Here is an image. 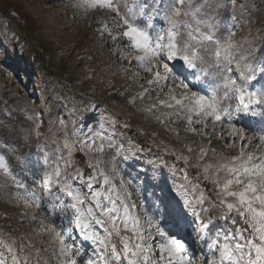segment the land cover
<instances>
[{
    "label": "snow or ice",
    "instance_id": "snow-or-ice-1",
    "mask_svg": "<svg viewBox=\"0 0 264 264\" xmlns=\"http://www.w3.org/2000/svg\"><path fill=\"white\" fill-rule=\"evenodd\" d=\"M72 6L93 13L97 35L130 82L128 103L175 137L193 138L184 151L151 141L173 158L151 163L178 178L169 191L199 252L161 228L158 209L146 204V173L126 171L152 151L127 136L130 124L109 113L89 125L95 105L88 115L73 105L54 122L44 109L5 103L0 189L15 190L9 203L19 224L32 227L0 230V264H264V127L245 122H264V48L243 42L220 15L230 9L240 19L245 0Z\"/></svg>",
    "mask_w": 264,
    "mask_h": 264
},
{
    "label": "rangeland",
    "instance_id": "rangeland-1",
    "mask_svg": "<svg viewBox=\"0 0 264 264\" xmlns=\"http://www.w3.org/2000/svg\"><path fill=\"white\" fill-rule=\"evenodd\" d=\"M245 2L249 10L240 19H234L238 13L230 9L220 15L227 26L236 25L238 37L243 42L264 48V0ZM72 4L73 0H0V94L7 98L4 102L16 107L31 104L37 110L44 109L45 118L54 122L58 117H66L73 105L83 115H88L84 110L89 105H95L91 113L94 119L87 121L89 125L102 114L111 113L131 125L127 136L137 144L135 137L140 135L162 146L184 151L182 142L187 143L193 139L191 136L182 133L179 138L175 137L142 113L138 106L128 103L125 89L130 82L121 73L108 44L97 35L93 13L85 17ZM245 122L256 131L264 127L259 117L246 118ZM153 132L157 135L153 136ZM213 144L226 154H236L235 150L224 149L220 143L214 141ZM157 156H164L169 162L173 159L162 151H146L129 162L126 171L146 173L140 177L146 181V204L158 209L161 228L176 230L194 251L199 252L200 245L195 237L183 235L189 228L184 225L177 199L169 191L178 178L167 169L153 171L151 162ZM14 191L0 189V230L6 232L10 226L27 232L32 226L20 225L16 216L18 210L9 203ZM177 224H181L184 231Z\"/></svg>",
    "mask_w": 264,
    "mask_h": 264
},
{
    "label": "trees",
    "instance_id": "trees-1",
    "mask_svg": "<svg viewBox=\"0 0 264 264\" xmlns=\"http://www.w3.org/2000/svg\"><path fill=\"white\" fill-rule=\"evenodd\" d=\"M43 61H45V60H43ZM9 94H11V93H9ZM6 95V94H5ZM12 95V94H11ZM13 96V95H12ZM15 97V96H14ZM16 98V97H15ZM5 99H7V98H5L2 94H0V107H2L3 106V104H5L6 102H4L5 101ZM14 100V99H13ZM15 101V100H14ZM6 104H9L10 106H13V108H16V106L14 105V104H12L11 102L10 103H6ZM136 138V140H137V142H138V144H140L142 147H144V148H152V151L151 152H148V153H152V152H158V153H161V151L158 149L157 150V148H155V147H153V145H152V143H151V139L150 138H146V137H144V136H140V135H138V136H136L135 137Z\"/></svg>",
    "mask_w": 264,
    "mask_h": 264
}]
</instances>
